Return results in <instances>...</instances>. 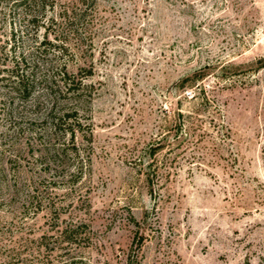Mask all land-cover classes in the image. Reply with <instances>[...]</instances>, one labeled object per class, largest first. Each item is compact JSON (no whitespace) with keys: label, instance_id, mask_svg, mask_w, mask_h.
<instances>
[{"label":"rangeland","instance_id":"obj_1","mask_svg":"<svg viewBox=\"0 0 264 264\" xmlns=\"http://www.w3.org/2000/svg\"><path fill=\"white\" fill-rule=\"evenodd\" d=\"M0 264H264V0H0Z\"/></svg>","mask_w":264,"mask_h":264},{"label":"trees","instance_id":"obj_2","mask_svg":"<svg viewBox=\"0 0 264 264\" xmlns=\"http://www.w3.org/2000/svg\"><path fill=\"white\" fill-rule=\"evenodd\" d=\"M79 3H81L82 5L84 4H89V5H93L95 0H77ZM68 17L67 15V12L64 11V14H63V17ZM69 18V17H68ZM73 19H74V16H73ZM79 20V19H78ZM53 23V19L51 20V25ZM55 40H56V37H55ZM49 45H52L51 43H48ZM53 47H58L54 44ZM60 52H63L64 49L63 48H60L59 49ZM2 71H7L6 68H3ZM9 74L7 76H3L1 79L3 81H5V84L7 86L10 87V90L14 93H19L20 96L22 97V99H26L29 97L30 93H31V88L30 86L28 85L29 84V80L24 76V73H19L17 71H14V70H11V71H8ZM42 78L39 79L40 82L39 84H42L43 87H44V90L46 91V93H52L54 94V92H52L53 90V87H56L59 89V87L63 86V88L66 90V92H72L73 95H75L78 91V85H75L73 81H70L68 82L67 81V73L65 72V70H62V77L60 78V85L57 86V83L55 81V78L53 76H49V77H46V74L42 75L41 76ZM67 115V114H65ZM66 117V116H65ZM69 117V116H68ZM64 119V115L63 116H58L57 118H54L53 119V128H56L58 127L62 121ZM62 234H65L67 235V239H71V240H67L66 242H70L72 241V238L74 237V234H76V230H69V231H64Z\"/></svg>","mask_w":264,"mask_h":264}]
</instances>
